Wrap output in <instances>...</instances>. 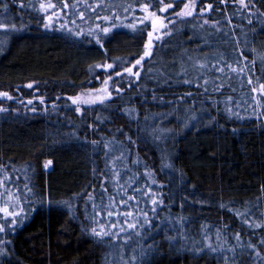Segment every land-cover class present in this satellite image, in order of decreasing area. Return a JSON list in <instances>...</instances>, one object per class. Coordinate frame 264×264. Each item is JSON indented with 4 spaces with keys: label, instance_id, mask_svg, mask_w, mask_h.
Wrapping results in <instances>:
<instances>
[{
    "label": "trees",
    "instance_id": "16d2710c",
    "mask_svg": "<svg viewBox=\"0 0 264 264\" xmlns=\"http://www.w3.org/2000/svg\"><path fill=\"white\" fill-rule=\"evenodd\" d=\"M186 1L0 0V264H264V0H208L147 56L143 6ZM137 61L108 100L70 103L97 66ZM253 88L256 110L235 109ZM150 181V225L103 237ZM11 202L22 222L1 212Z\"/></svg>",
    "mask_w": 264,
    "mask_h": 264
},
{
    "label": "rangeland",
    "instance_id": "374dc122",
    "mask_svg": "<svg viewBox=\"0 0 264 264\" xmlns=\"http://www.w3.org/2000/svg\"><path fill=\"white\" fill-rule=\"evenodd\" d=\"M242 2L244 3L246 0H242ZM41 7L48 26H53L54 23L60 22V14L54 9L52 3H42ZM143 7L141 20L149 24V29L146 32L145 52L147 56H150L154 46L164 40V37L170 32V29L175 23L189 18L201 19L204 14L209 12L210 3H208V0H187L182 9L176 14L168 13L172 8L171 6H163L159 12L150 10L149 6L146 5ZM78 15H80L79 12H77L76 16ZM142 21H139V24H142ZM1 30H5V28L0 24V32ZM127 30L133 32L135 29L134 27H127ZM226 34L228 35V33ZM141 63V61H137L133 64H129L127 68L119 72H112L114 69L113 64L97 66V77L94 79V85L87 87L75 97L70 98V103L76 106L80 111L87 106H92L108 100L116 92H119L120 83L125 82V84H128L132 81L134 82L140 76L143 67ZM250 93L252 99L238 100L234 103L235 109L238 107L239 110H242L243 108L246 109L249 107L251 110H256L259 103L253 99L258 98V90H254L253 88V91ZM259 93L260 95L264 94L262 90H260ZM260 100L263 102L264 97L260 98ZM260 106L261 105H259V107ZM3 110L4 106H0V112ZM45 166L47 169L50 168V163H45ZM136 187L137 188L133 187L130 190L131 195L129 199L123 201L125 209L123 208L122 211L116 209V211L114 210L108 213L107 218L110 219V221L118 217L115 221V226H104L103 224H99L96 228L103 237L110 238L114 242L118 241V238H120L127 244L130 243L131 240L139 238L141 230L150 225L147 211H152L153 213L159 207L158 192L151 181L147 184L144 182L139 183ZM140 187L142 188L140 189ZM129 188L130 185L127 189ZM11 201H15V198L13 197L12 199L11 197ZM12 202L9 205L3 206L1 212L11 217L13 223L22 222L24 220L23 213L25 212V208L21 203H18V208L15 211H11L10 205ZM3 219L6 221L8 218L3 215V218L0 217L1 222H3Z\"/></svg>",
    "mask_w": 264,
    "mask_h": 264
}]
</instances>
